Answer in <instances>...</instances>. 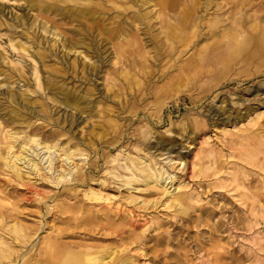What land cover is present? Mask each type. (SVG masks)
I'll return each instance as SVG.
<instances>
[{
    "label": "rangeland",
    "instance_id": "obj_1",
    "mask_svg": "<svg viewBox=\"0 0 264 264\" xmlns=\"http://www.w3.org/2000/svg\"><path fill=\"white\" fill-rule=\"evenodd\" d=\"M191 1L0 0V146L25 156L0 162V214L29 235L20 258L55 241L264 264V48L225 52L231 28L260 31L264 0H193L184 20Z\"/></svg>",
    "mask_w": 264,
    "mask_h": 264
},
{
    "label": "bare ground",
    "instance_id": "obj_2",
    "mask_svg": "<svg viewBox=\"0 0 264 264\" xmlns=\"http://www.w3.org/2000/svg\"><path fill=\"white\" fill-rule=\"evenodd\" d=\"M167 1L168 0H160L161 3H166ZM195 6L196 2L193 0L189 3V5H184L180 11V13L182 14L181 17L186 20L187 17L194 12L192 10H195ZM167 27L169 29V32L172 35L176 36L178 24L168 22ZM236 30H239L238 27H233L229 30L228 37L229 40L232 41V43L228 41L225 46L227 57L230 58L234 54H241V52L245 51L246 47L249 48V50L253 53V46L255 44L264 48V24L261 25L260 31L254 34L246 33L244 35H238ZM10 135H12L11 132ZM23 143L24 145L30 143L39 144L34 136L27 137L26 139H24ZM11 147V145H7V149L5 150L4 147L0 146V162H3L4 166L10 167L13 171L16 172L20 170V167H18L17 165V160L19 161L21 159H24L25 156L20 157L14 153L11 154ZM45 148H49L47 143H45ZM178 155V157L180 158V154ZM253 155L254 153L252 151H248L247 156L250 159L253 158ZM131 165L133 168L135 167L133 162H131ZM143 171L144 169H141L140 172ZM144 176L148 177L149 179L152 177L154 184H159V182H161L160 174H157L154 171L151 174L149 172H146ZM94 197L99 200L102 199V197L97 194H95ZM174 200H176V203H181V198L179 197L174 198ZM5 220L6 218L2 214H0V229L6 228L11 233V243H21V248L17 255V257L19 258L15 259L13 255L14 251L9 248L5 242H3L0 236V264H125V262L122 260L116 261L117 256H115L112 252L107 254V252L104 250H90L87 248L80 249V251H72L69 247L60 245L55 241H48L47 246H39V251L37 253L32 255L30 254V256L26 258H20V256H26L27 251L29 250L28 249L25 253H22L26 248L27 243L29 242V235L26 234V230L22 226L14 222L11 223V221L6 222ZM34 239L35 238H33L31 242L34 241ZM39 244H42V241ZM31 256H35V258Z\"/></svg>",
    "mask_w": 264,
    "mask_h": 264
}]
</instances>
